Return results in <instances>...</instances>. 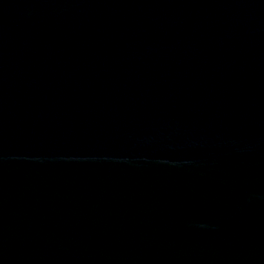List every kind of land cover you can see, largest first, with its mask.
<instances>
[{
    "label": "water",
    "instance_id": "95a60500",
    "mask_svg": "<svg viewBox=\"0 0 264 264\" xmlns=\"http://www.w3.org/2000/svg\"><path fill=\"white\" fill-rule=\"evenodd\" d=\"M0 264H264V0H0Z\"/></svg>",
    "mask_w": 264,
    "mask_h": 264
}]
</instances>
